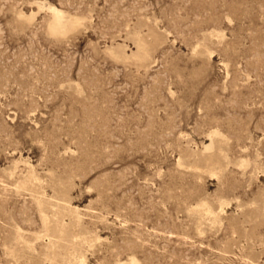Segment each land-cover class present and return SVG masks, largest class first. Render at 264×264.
Returning <instances> with one entry per match:
<instances>
[{
    "label": "rangeland",
    "instance_id": "1",
    "mask_svg": "<svg viewBox=\"0 0 264 264\" xmlns=\"http://www.w3.org/2000/svg\"><path fill=\"white\" fill-rule=\"evenodd\" d=\"M0 264H264V0H0Z\"/></svg>",
    "mask_w": 264,
    "mask_h": 264
},
{
    "label": "bare ground",
    "instance_id": "2",
    "mask_svg": "<svg viewBox=\"0 0 264 264\" xmlns=\"http://www.w3.org/2000/svg\"><path fill=\"white\" fill-rule=\"evenodd\" d=\"M51 11L53 12V17H54V21H53V23H52V26H51V29H52V31L53 32H58V33H60V32H64L67 28H68V24L69 23H73L74 22V20L73 19H71V18H68V16H66L61 10H59V9H57V8H52L51 9ZM146 48V47H145ZM147 50V49H146ZM146 50H145V52H146ZM143 51H144V49H143ZM151 51V50H150ZM144 52V53H145ZM149 53V52H148ZM145 54H147V53H145ZM143 57H147V56H143ZM143 59H145V58H143ZM220 143V142H219ZM221 144V143H220ZM213 146V145H212ZM211 147V146H210ZM221 154V153H220ZM33 180V179H32ZM33 182V181H32ZM36 197V196H35ZM39 204V203H38ZM205 204V203H204ZM203 206V205H202ZM207 206H208V204H207ZM206 206V207H207ZM198 207V206H197ZM207 209V208H206ZM42 210V209H41ZM191 211H192V209H191ZM203 211V210H202ZM201 211V212H202ZM212 213V212H211ZM64 214V213H63ZM205 214V213H204ZM81 217V216H80ZM218 217V216H217ZM44 218H45V216H44ZM47 219H48V217H47ZM49 226V225H48ZM48 230V229H47ZM51 230V229H50ZM49 230V231H50ZM61 232H62V230H61Z\"/></svg>",
    "mask_w": 264,
    "mask_h": 264
}]
</instances>
